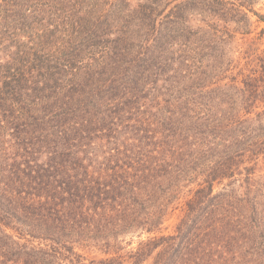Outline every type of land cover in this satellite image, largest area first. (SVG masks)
Listing matches in <instances>:
<instances>
[{
	"label": "trees",
	"instance_id": "16d2710c",
	"mask_svg": "<svg viewBox=\"0 0 264 264\" xmlns=\"http://www.w3.org/2000/svg\"><path fill=\"white\" fill-rule=\"evenodd\" d=\"M261 1L0 0V264H264Z\"/></svg>",
	"mask_w": 264,
	"mask_h": 264
},
{
	"label": "rangeland",
	"instance_id": "374dc122",
	"mask_svg": "<svg viewBox=\"0 0 264 264\" xmlns=\"http://www.w3.org/2000/svg\"><path fill=\"white\" fill-rule=\"evenodd\" d=\"M255 10L258 11L259 13L264 14V0H262L260 3H258L255 6ZM258 18L256 16H252V27L251 30L253 31L252 35L249 36V38H256L258 37V33L260 32V30L262 28H264V23H258L257 22ZM248 37L244 38L242 37V35L238 34L237 39L235 44L232 45V49L233 51L236 52V57H238L239 52H244L246 50V48L248 47V44H246L247 42L245 41ZM264 47H261V49H263ZM244 62V60H243ZM182 215L181 210H177L176 212L173 213L172 216H170L167 220V222L164 225L165 228V233L170 234L173 233L175 230V226L177 225L180 217ZM136 246V243L133 245V247ZM87 259L92 260V259H101L103 258V255L99 252L96 253H90V254H86Z\"/></svg>",
	"mask_w": 264,
	"mask_h": 264
}]
</instances>
